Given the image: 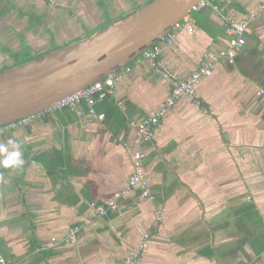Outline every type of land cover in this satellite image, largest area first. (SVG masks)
<instances>
[{
	"label": "crops",
	"instance_id": "1",
	"mask_svg": "<svg viewBox=\"0 0 264 264\" xmlns=\"http://www.w3.org/2000/svg\"><path fill=\"white\" fill-rule=\"evenodd\" d=\"M150 1L58 0L69 17L78 19L75 30L81 34L70 42ZM216 1L223 15L236 20L262 2ZM230 3L235 6L224 11ZM18 12L30 38L39 33L35 27L49 29L46 24L33 27L25 10ZM202 14L205 18H193L191 28L163 50L162 60L183 77L200 67L207 51L223 47L220 15ZM263 17L252 24L238 63L220 61L209 78L197 82L200 104L177 101L155 139L145 145L153 200L137 191L119 200L105 218L93 210L131 176L126 152L134 136L130 123L159 109L169 94L147 63L123 74L108 93L115 110L105 121L58 110L0 135L9 151V140L19 145L23 159L16 169L0 166V230L4 224H24L27 232L24 248L0 240V251L11 257L4 260L0 253L5 264H125L144 233L149 240L139 264H264V89L251 69L264 59ZM29 47L3 49L11 57L34 53ZM76 226L80 231L70 243L68 233ZM17 229L0 238L17 239Z\"/></svg>",
	"mask_w": 264,
	"mask_h": 264
},
{
	"label": "water",
	"instance_id": "2",
	"mask_svg": "<svg viewBox=\"0 0 264 264\" xmlns=\"http://www.w3.org/2000/svg\"><path fill=\"white\" fill-rule=\"evenodd\" d=\"M199 1L152 0L97 31L0 70V127L44 112L126 66Z\"/></svg>",
	"mask_w": 264,
	"mask_h": 264
},
{
	"label": "built area",
	"instance_id": "3",
	"mask_svg": "<svg viewBox=\"0 0 264 264\" xmlns=\"http://www.w3.org/2000/svg\"><path fill=\"white\" fill-rule=\"evenodd\" d=\"M215 1L200 0L192 7L187 17L175 23L163 38L142 51L140 55L130 61L126 66L59 101L44 112L19 119L0 127V135L15 131L21 127H26L34 121L41 120L48 113L63 109L72 111L77 117H82L86 114L91 119L103 121L104 114L96 111V102L105 97L122 80L123 74L129 73L133 67H139L147 63L150 65L153 74L169 87V94L159 109L149 113L140 121L130 123L134 131V136L128 144L126 152L131 164V176L120 191L114 193L104 204L95 205L93 210L97 218H105L109 213L117 209L119 200L137 191L140 197L153 200L154 197L151 193L143 162L145 145L155 139L161 120L177 101L185 99L197 105L200 104L196 94L197 82L203 78H209L220 61H226L230 64L234 63L235 58L246 44V38L251 33L252 24L264 13V0H262L254 11L246 14L243 19L236 20L232 15H223L222 8L215 5ZM204 10H211L220 15L224 26V36L221 39L223 47L216 51H207L203 56L200 67L183 77L171 70L162 60L163 50L165 46L172 45L180 34L191 28L194 24L192 17L194 13ZM82 104H84V108ZM159 214L158 211L156 215L157 219L160 218ZM79 231L80 227H73L68 233L67 240L70 243H74L76 234ZM148 240L149 234H142L138 246L129 251L125 259V264H139L147 248ZM0 264H5L1 258Z\"/></svg>",
	"mask_w": 264,
	"mask_h": 264
},
{
	"label": "rangeland",
	"instance_id": "4",
	"mask_svg": "<svg viewBox=\"0 0 264 264\" xmlns=\"http://www.w3.org/2000/svg\"><path fill=\"white\" fill-rule=\"evenodd\" d=\"M18 9L22 12L25 10L24 14L33 27H35V25L43 26L46 24L49 25V29L46 28L44 31H41L39 27H35V30L38 29L39 33L34 34L32 38H30L31 35L27 33L26 30V22L25 20H20L21 15H18ZM228 9V5L225 4L223 10L228 11ZM0 11V70L4 67H10L14 62V58L9 57L8 53L4 52L3 48L5 47H10L12 50L17 51L22 48L25 49L26 45H31L29 48L34 51L32 54L39 55L53 48H57V46L61 47L64 43L78 38L81 34L79 30H75V28H77L76 23L78 22L77 17H69L68 14H66L68 10H64L58 0H1ZM76 11L77 9L72 10L73 13ZM58 14L64 16L62 20L57 19ZM263 19L264 17L259 21ZM49 36L51 40L50 43ZM21 37L22 40L20 39ZM22 52L30 53L29 50ZM16 226L18 229L15 233L17 234L18 240L5 238H0V240H2V244L5 246L16 242L24 248L27 235V232L24 230V224L10 225L8 223L1 225L0 237H6L11 234V229L16 228Z\"/></svg>",
	"mask_w": 264,
	"mask_h": 264
},
{
	"label": "trees",
	"instance_id": "5",
	"mask_svg": "<svg viewBox=\"0 0 264 264\" xmlns=\"http://www.w3.org/2000/svg\"><path fill=\"white\" fill-rule=\"evenodd\" d=\"M214 4L217 5L219 8H221V6L218 5L217 1H215ZM232 6H235V4L234 3H230L228 5V7H232ZM192 17L195 19V22H197L199 19L205 18V16L202 14V11H200L198 13H194L192 15ZM47 52H49V51H47ZM47 52H45V53H47ZM42 54H44V53H42ZM42 54H39V55L35 54V55H33V54L29 53V52H21V53L11 54V57L14 58V62H13V64L11 66H14V65H18V64L27 62V61L33 59L34 57L40 56ZM238 59H239V56L237 55V57L234 60V63H238L237 62ZM6 68H9V67H4L1 70L6 69ZM251 69H252V72L254 71V72L257 73L258 78L257 79L255 78V80L264 89V76H262V74L264 73V59H260L257 63L253 64ZM243 73L246 76H250V75H248V72H246L244 70H243ZM82 106L84 108V104H82ZM113 107H114V104L111 101L110 96L108 94L105 97H103L102 99L98 100L96 102V104H95V109H96L97 112H99V113L105 112V113H103L104 114V120L103 121H105L106 118H107V116L109 115L110 109L111 110H115ZM63 110H68V109H63ZM47 169H50V167L47 166ZM0 253L4 256V260H7V259H10L11 258L10 256L7 255V253L5 251H0Z\"/></svg>",
	"mask_w": 264,
	"mask_h": 264
},
{
	"label": "clouds",
	"instance_id": "6",
	"mask_svg": "<svg viewBox=\"0 0 264 264\" xmlns=\"http://www.w3.org/2000/svg\"><path fill=\"white\" fill-rule=\"evenodd\" d=\"M8 145L11 147V151L7 146L0 144V155L3 156V159L0 160V166L13 169L21 167L23 159L19 145L13 140H9Z\"/></svg>",
	"mask_w": 264,
	"mask_h": 264
}]
</instances>
